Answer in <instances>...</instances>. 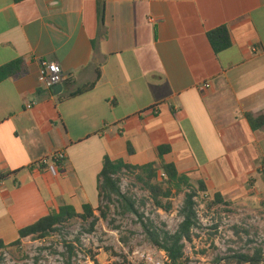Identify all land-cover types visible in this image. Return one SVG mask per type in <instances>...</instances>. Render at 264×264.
Wrapping results in <instances>:
<instances>
[{
  "label": "crops",
  "instance_id": "obj_1",
  "mask_svg": "<svg viewBox=\"0 0 264 264\" xmlns=\"http://www.w3.org/2000/svg\"><path fill=\"white\" fill-rule=\"evenodd\" d=\"M17 60L25 73L0 79L5 244L64 205L96 208L106 157L173 164L232 204L264 197V127L248 120L264 116V0H0V69Z\"/></svg>",
  "mask_w": 264,
  "mask_h": 264
},
{
  "label": "rangeland",
  "instance_id": "obj_2",
  "mask_svg": "<svg viewBox=\"0 0 264 264\" xmlns=\"http://www.w3.org/2000/svg\"><path fill=\"white\" fill-rule=\"evenodd\" d=\"M137 176L138 173H125L120 187L136 202L142 220H150L160 229L177 231L182 222L179 212L184 195L163 199L165 206L172 207L166 212L155 205ZM203 197L197 200L200 227L194 231L193 242L186 243L188 264H228L221 259L236 252L253 254L259 248L264 251V197L215 206H211L212 200L204 202ZM99 209L105 211L106 218L101 217ZM95 211L99 221L94 227L92 218H76L44 239L30 237L0 251V264H67L65 242L76 247L72 264H169L166 254L148 239L139 215L122 213L116 197L111 202L103 198Z\"/></svg>",
  "mask_w": 264,
  "mask_h": 264
},
{
  "label": "trees",
  "instance_id": "obj_3",
  "mask_svg": "<svg viewBox=\"0 0 264 264\" xmlns=\"http://www.w3.org/2000/svg\"><path fill=\"white\" fill-rule=\"evenodd\" d=\"M208 37L216 53H220L231 47L230 35L225 27L210 32ZM25 71L24 61L17 60L0 69V79L22 75ZM96 84L97 80L80 88L75 95L84 94L93 90ZM248 120L254 130L264 127V116L253 117L252 115H248ZM167 151H169L168 147L159 148L160 157L162 158ZM125 173H138V180L143 184L144 189L150 193L155 205L166 212H169L172 207L171 205L165 206L162 202L163 199L171 200L175 196L184 195V202L179 212L182 217V222L177 231L170 232L166 229H160L155 226L154 222L150 220L144 222L142 220L143 216L139 214L136 208V202L121 190L120 182ZM7 177L8 174L2 176L1 179H6ZM98 188L100 200L105 198L111 202L116 197L122 213L139 215L148 239L155 247L166 254L169 264H188L189 262L186 256V243L193 242L195 236L194 231L200 227L197 210L199 205L197 200L201 195L204 196V202L212 200L210 203L211 206L218 204L229 205L230 203L225 201L221 194L209 195L204 182H199L197 185H194L189 176L181 174L173 164L166 163H150L144 166H133L123 160H112L110 157H106L103 169L98 177ZM208 206L210 207V205ZM96 208L90 204H86L83 206V212L78 213L73 206L64 205L58 211H53L36 223L20 230V239L13 244L7 245L0 240V251L18 246L23 239L30 237L44 239L52 233L60 231L61 227L76 218H80L83 221H88V219L92 218L93 222L91 226L94 227L99 221V218L95 214ZM99 212L103 219L107 217L104 210L99 209ZM65 244L67 264H72V259L76 255V247L73 243L65 242ZM221 260L227 261L228 264H262L264 262V251L259 248L253 254L236 252Z\"/></svg>",
  "mask_w": 264,
  "mask_h": 264
},
{
  "label": "built area",
  "instance_id": "obj_4",
  "mask_svg": "<svg viewBox=\"0 0 264 264\" xmlns=\"http://www.w3.org/2000/svg\"><path fill=\"white\" fill-rule=\"evenodd\" d=\"M153 21V20H151ZM46 67L45 73L41 76L40 81L41 84L46 89H53L56 85L63 84V82L66 80V75L62 68L58 64L54 63H44L43 64ZM32 106H29L31 108ZM63 158L62 154H59L56 159L60 160ZM47 164V161L40 162L39 166H44ZM264 169V167H263ZM0 182V186H1Z\"/></svg>",
  "mask_w": 264,
  "mask_h": 264
},
{
  "label": "water",
  "instance_id": "obj_5",
  "mask_svg": "<svg viewBox=\"0 0 264 264\" xmlns=\"http://www.w3.org/2000/svg\"><path fill=\"white\" fill-rule=\"evenodd\" d=\"M59 89L60 92L63 91V85L62 84H59V85H56L54 88H53V91L56 93V90Z\"/></svg>",
  "mask_w": 264,
  "mask_h": 264
}]
</instances>
